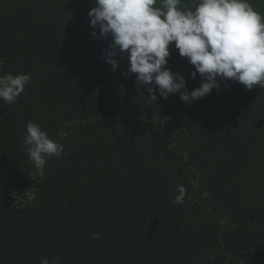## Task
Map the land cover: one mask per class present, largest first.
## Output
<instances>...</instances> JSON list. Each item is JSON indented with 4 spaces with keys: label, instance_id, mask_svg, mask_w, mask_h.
Returning <instances> with one entry per match:
<instances>
[{
    "label": "trees",
    "instance_id": "1",
    "mask_svg": "<svg viewBox=\"0 0 264 264\" xmlns=\"http://www.w3.org/2000/svg\"><path fill=\"white\" fill-rule=\"evenodd\" d=\"M93 6L0 0V75L32 77L0 100V264H264V88L225 80L191 103L154 101L126 55L110 71ZM166 59L189 92L200 85L174 43ZM30 120L64 145L43 175Z\"/></svg>",
    "mask_w": 264,
    "mask_h": 264
},
{
    "label": "clouds",
    "instance_id": "2",
    "mask_svg": "<svg viewBox=\"0 0 264 264\" xmlns=\"http://www.w3.org/2000/svg\"><path fill=\"white\" fill-rule=\"evenodd\" d=\"M88 16L90 34L110 38L102 50L110 71L119 66L116 57L126 55L127 73L135 74L136 85L145 86L154 101L158 92L161 98L179 94L184 103H191L219 90L225 80L247 90L264 88V13L250 0H95ZM173 43L194 66L190 78L201 77L190 92L184 76L166 67ZM31 79L28 73L0 75V100L14 104ZM23 142L36 175H43L47 159L64 153V145L31 120L25 124ZM177 193L174 203L183 204L186 188L178 184ZM99 236L93 233L92 239ZM40 264L58 262L42 258Z\"/></svg>",
    "mask_w": 264,
    "mask_h": 264
}]
</instances>
